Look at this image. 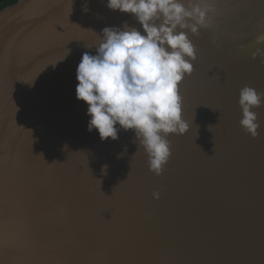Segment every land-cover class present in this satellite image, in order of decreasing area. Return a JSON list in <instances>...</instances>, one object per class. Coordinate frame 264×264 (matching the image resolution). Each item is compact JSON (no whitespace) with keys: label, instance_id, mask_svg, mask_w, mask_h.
Listing matches in <instances>:
<instances>
[{"label":"water","instance_id":"1","mask_svg":"<svg viewBox=\"0 0 264 264\" xmlns=\"http://www.w3.org/2000/svg\"><path fill=\"white\" fill-rule=\"evenodd\" d=\"M189 34L184 135L162 174L131 130L101 141L75 95L105 27L140 28L106 0L0 9V264H264V105L240 127L244 86L264 93V0H209ZM153 193H159L154 199Z\"/></svg>","mask_w":264,"mask_h":264},{"label":"clouds","instance_id":"2","mask_svg":"<svg viewBox=\"0 0 264 264\" xmlns=\"http://www.w3.org/2000/svg\"><path fill=\"white\" fill-rule=\"evenodd\" d=\"M106 7L131 14L140 28L125 23L101 30L96 54L84 52L76 67V99L87 105L89 132L95 129L104 141L131 130L148 170L159 176L172 154L167 137L189 130L179 86L196 59L189 34L209 26V0H106ZM237 104L240 127L257 137L260 124L253 109L264 105V93L244 86Z\"/></svg>","mask_w":264,"mask_h":264},{"label":"trees","instance_id":"3","mask_svg":"<svg viewBox=\"0 0 264 264\" xmlns=\"http://www.w3.org/2000/svg\"><path fill=\"white\" fill-rule=\"evenodd\" d=\"M16 1L18 0H0V9L10 5V4H13L15 3Z\"/></svg>","mask_w":264,"mask_h":264}]
</instances>
